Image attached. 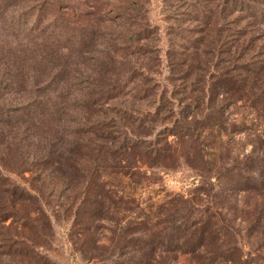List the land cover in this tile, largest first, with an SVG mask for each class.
Here are the masks:
<instances>
[{"label": "rangeland", "instance_id": "1", "mask_svg": "<svg viewBox=\"0 0 264 264\" xmlns=\"http://www.w3.org/2000/svg\"><path fill=\"white\" fill-rule=\"evenodd\" d=\"M206 1L210 9H203L209 16L218 12L214 28V14L206 21L190 14L191 0H0V104L16 118L6 122L4 113L0 118L7 123L3 133L11 132L7 154L0 146L7 174L1 185L31 191L45 186L25 162L18 165L21 153L36 142V135L55 130L56 122L60 130L70 131L73 96L94 80L122 91L107 111L121 103L116 109L141 107L146 114L153 110L147 103L155 104L159 90L165 92L160 115L145 125L149 135L136 139L140 125L126 138L144 148L155 143V148H170L152 159L151 167L144 158L140 170L150 169L138 178L140 184L108 197L106 220L94 221L82 236V224H73L74 218L61 212L37 237L48 201L41 189L38 196L23 198L21 220L0 224V244L9 239L2 233L32 236L43 246L36 252L50 261L122 264L121 228L145 214L155 221L173 204L188 201L192 216L211 232L205 244L190 252L157 250L151 264H264V21ZM128 52L136 54L126 61ZM187 96L213 108L201 119L212 127H193L191 135L178 131V108L195 103ZM108 116L117 121L116 115ZM116 131L120 136L122 130ZM132 152L116 160L118 165L138 162L132 158L141 157L139 151ZM8 193L0 189V210ZM31 208L37 211L28 213ZM147 226L150 235L155 228ZM141 227L130 226L138 229L137 236ZM126 234L128 240H138ZM8 246L16 248H3ZM18 258L0 254V264H17Z\"/></svg>", "mask_w": 264, "mask_h": 264}, {"label": "trees", "instance_id": "2", "mask_svg": "<svg viewBox=\"0 0 264 264\" xmlns=\"http://www.w3.org/2000/svg\"><path fill=\"white\" fill-rule=\"evenodd\" d=\"M212 1H217V5L222 9L230 6L232 8L236 7L234 11H238L244 17H260L264 21V0ZM203 7L210 9L206 0H191L190 14L199 17L197 19L201 18L206 21L205 17H208L209 14ZM213 14L215 15L212 22V27L214 28L215 20L218 21L219 17L217 15L218 12L214 11L208 18L211 19ZM209 31L211 29L208 28V33ZM135 54L136 52H128L127 56L129 58H126V61L132 59V55ZM147 83V80L144 79V87L149 85ZM114 89L115 86L111 82L104 83L99 80L88 82L78 91L77 95L73 96L74 98L69 106L71 114L67 123H69V126L72 125L69 128L70 131L64 132L60 130V125L56 122L57 128L55 130L40 136L36 135L34 138L36 142L27 144L28 148L20 156L23 160L18 165L25 162L27 169L33 173L34 179L37 181L43 180L45 186L41 185L40 188H35L32 192L28 188L1 185L7 174L3 171L5 170L3 168L5 163L0 160V189L3 188V191L9 192L3 195L6 202L1 205L0 224L8 219L21 220L23 216L20 214V208L23 207V198L38 196L39 191L42 189L48 201L42 207L45 224L44 226L42 224L39 226L37 237L44 234L46 228H51V221L58 220L61 212L65 217L74 218L73 224H82L81 230L78 231L82 236L83 233L92 228L94 221L106 220L105 211L108 197L117 194L123 195L126 186L130 187L133 184L134 186L140 184L138 178L142 177V174H145L144 172L150 169L140 170V165L142 166L145 163L143 161L144 158L148 161V167H151L154 163L152 159L159 155L165 156L169 152L170 148H155L156 143L149 144L146 148L138 142L134 143L141 134L143 136L149 135L145 131V125L152 122L151 118L156 121L158 115H160L159 101L162 100L165 92L163 94L159 90V100H157V96L153 98L156 102L155 104L154 102L147 103L152 107L148 108L153 109L152 112L145 110L146 114H141L144 111L141 107L127 108L125 106L124 108L116 109L119 105L121 107V103L113 104L115 107L112 108L116 111H113L112 108L107 111L106 107H108L111 99L122 92L118 89L116 93ZM145 90L148 91L146 88ZM197 90L193 89L191 91L197 92ZM148 95L150 96V94ZM186 99L194 100L195 103L193 105L188 103L189 108H186V106L178 108L175 116L179 117L177 118L179 121H177V124L179 128H182L178 129V131L184 132L183 135L186 133L191 135L194 133L193 127H199L200 130H202V126L204 128L206 126L207 129L212 127L206 121H201V119L204 114L209 115L213 108L208 105L206 107L202 106L203 103H200L199 98L195 96H187ZM0 109L2 110L0 118L3 113L8 117L6 122L16 119L14 113L7 112L6 106L3 104H0ZM133 113L138 115V117L132 116ZM109 114L116 115L117 121H109ZM6 124L0 119V135L6 137L5 140L0 138V146L2 145L7 154V148H9L7 141L11 132L9 131L8 134L3 133ZM140 125L142 128L134 134L137 138L128 141L126 138L127 134H133L135 127ZM20 126L17 125L14 130ZM64 129L67 128L65 127ZM119 129L122 132H120V136H116V130ZM14 130L13 133L15 135ZM118 142L119 144L116 145ZM2 150L0 147V155ZM136 150L139 151L142 158L139 156L136 160L133 157L132 160L138 162H135L131 167L118 165L119 163L116 160H120L123 157L126 159V155L129 156L131 151L134 152ZM109 159L116 164H112ZM144 202L147 204V200H144ZM173 206V209L166 211L163 216H157L155 221H150L154 216L149 217V215L145 214L140 221L128 223L120 229L118 247L120 252L125 249L123 253L126 255V260L121 262L122 264H151V259L155 256L157 250L169 252L183 249L190 252L205 244V239L211 232H209L205 222L198 217L192 216L189 210L191 206L188 201H180L176 205L173 204ZM35 211L37 210L31 208L28 213H35ZM25 217H28L27 213ZM33 220H36V218ZM132 224L142 226L140 228L142 236L136 235V233H139L138 229L130 228ZM147 224H151L155 228V231H151V237L149 233L145 232L149 229ZM78 233L76 234L77 236ZM126 233H131L132 237L137 236L136 239L138 240H128L129 236ZM2 235L3 238L9 237V239H3L2 241L15 245L16 248L12 251L9 246L3 248V246L7 245L6 243H1L0 247L5 250H1L0 254L5 257L15 254L19 257L17 264H64L50 261L44 255L36 252L34 248L43 246L32 236L23 235L12 238L10 235H4L3 233Z\"/></svg>", "mask_w": 264, "mask_h": 264}]
</instances>
